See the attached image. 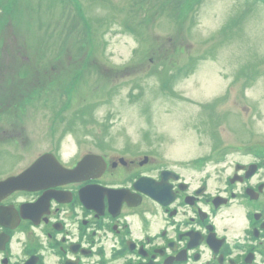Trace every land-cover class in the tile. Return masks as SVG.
<instances>
[{"label": "rangeland", "instance_id": "rangeland-1", "mask_svg": "<svg viewBox=\"0 0 264 264\" xmlns=\"http://www.w3.org/2000/svg\"><path fill=\"white\" fill-rule=\"evenodd\" d=\"M38 47L34 85L11 89H51L23 107L18 125L15 112L0 119L1 129H16L13 148L2 141L0 173L28 147L27 156L62 147L67 159L96 141L106 143L99 151L161 155L187 170L222 155L245 165L264 153L262 0H0V74L22 82L31 74L15 73V50L31 63ZM60 49L63 66L52 59Z\"/></svg>", "mask_w": 264, "mask_h": 264}, {"label": "flooded vegetation", "instance_id": "flooded-vegetation-1", "mask_svg": "<svg viewBox=\"0 0 264 264\" xmlns=\"http://www.w3.org/2000/svg\"><path fill=\"white\" fill-rule=\"evenodd\" d=\"M13 85L0 74V119ZM14 130L0 128V147ZM92 145L67 159L53 152L69 169L94 154L84 172L46 165L29 188L0 193V264H264L263 153L245 165L222 155L187 170L169 157L130 160ZM42 153H12L0 180Z\"/></svg>", "mask_w": 264, "mask_h": 264}, {"label": "trees", "instance_id": "trees-1", "mask_svg": "<svg viewBox=\"0 0 264 264\" xmlns=\"http://www.w3.org/2000/svg\"><path fill=\"white\" fill-rule=\"evenodd\" d=\"M188 6H190V4L188 5ZM78 21H80V20H78ZM84 23L86 24V22L84 21ZM85 28H87V29H90L89 28V26L86 24V26H84ZM36 57L37 58H42L43 57V55L41 54V53H38L37 55H36ZM61 57H65V60L63 61L62 59H61ZM67 58H68V55L67 54H65L64 52H63V49H60L58 52H57V54L52 58V59H54L53 61L55 62V61H57L59 64H61L60 62H62V63H65L66 61H68L67 60ZM43 65V63H41V64H38V65H35L36 67L35 68H37L38 69V72L40 73L41 71H40V69L38 68V66H42ZM62 66H63V64H61ZM83 65H84V63H83ZM23 67V66H22ZM31 67H32V65H28L27 66V68L25 67V68H22V69H20V71H21V73L20 74H23V73H25V74H27V75H33L32 73L33 72H35L36 73V70L34 69H31ZM62 68V67H61ZM78 73V72H77ZM77 73H75L74 74V78H75V76L77 75ZM42 74H44V70L42 71ZM30 75V76H31ZM26 79H27V76L23 79V81L21 82V84H24L25 82H26ZM65 80H68L67 78H65ZM64 80V81H65ZM61 82H63V81H61ZM46 83V82H45ZM64 83V82H63ZM46 84H49V83H46ZM65 84V83H64ZM38 90H41V91H43L44 89L45 90H48V88H47V86L46 87H41V88H37ZM37 89H32V90H34V91H37ZM28 91V90H27Z\"/></svg>", "mask_w": 264, "mask_h": 264}, {"label": "water", "instance_id": "water-1", "mask_svg": "<svg viewBox=\"0 0 264 264\" xmlns=\"http://www.w3.org/2000/svg\"><path fill=\"white\" fill-rule=\"evenodd\" d=\"M43 159H45V157H42L37 162V164L40 163L41 161H43ZM22 178H23V175H19L17 177H10V178L6 179L5 181L0 182V189L6 188V189L10 190L12 188H16V185L21 181ZM17 187H19V186H17Z\"/></svg>", "mask_w": 264, "mask_h": 264}]
</instances>
